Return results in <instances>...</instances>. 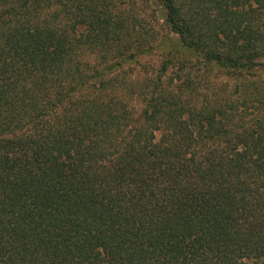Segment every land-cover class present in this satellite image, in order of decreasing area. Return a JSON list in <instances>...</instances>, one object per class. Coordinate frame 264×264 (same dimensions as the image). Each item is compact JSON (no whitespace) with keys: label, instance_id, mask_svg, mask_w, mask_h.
Instances as JSON below:
<instances>
[{"label":"trees","instance_id":"1","mask_svg":"<svg viewBox=\"0 0 264 264\" xmlns=\"http://www.w3.org/2000/svg\"><path fill=\"white\" fill-rule=\"evenodd\" d=\"M133 1L0 0V264H264V0Z\"/></svg>","mask_w":264,"mask_h":264},{"label":"rangeland","instance_id":"2","mask_svg":"<svg viewBox=\"0 0 264 264\" xmlns=\"http://www.w3.org/2000/svg\"><path fill=\"white\" fill-rule=\"evenodd\" d=\"M132 3H134L133 5H131L134 12L143 16L146 19L150 17V8H148L147 6L144 7V5L137 0L133 1ZM154 60H155V58H154Z\"/></svg>","mask_w":264,"mask_h":264}]
</instances>
